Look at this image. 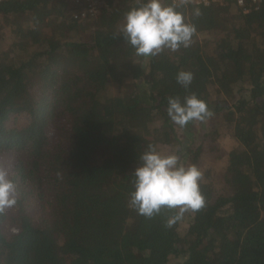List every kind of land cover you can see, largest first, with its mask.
<instances>
[{
  "label": "trees",
  "instance_id": "trees-1",
  "mask_svg": "<svg viewBox=\"0 0 264 264\" xmlns=\"http://www.w3.org/2000/svg\"><path fill=\"white\" fill-rule=\"evenodd\" d=\"M102 2L93 20L75 16V0L0 2V167L18 189L0 212V264H264V0L177 9L196 27L192 43L156 57L137 56L119 31L141 0ZM182 70L194 74L187 89ZM191 94L219 117L210 130L223 122L237 141L221 190L201 144L176 149L168 98ZM149 144L204 173L206 203L184 213L185 234L182 219L165 226L178 210L128 207Z\"/></svg>",
  "mask_w": 264,
  "mask_h": 264
},
{
  "label": "clouds",
  "instance_id": "clouds-1",
  "mask_svg": "<svg viewBox=\"0 0 264 264\" xmlns=\"http://www.w3.org/2000/svg\"><path fill=\"white\" fill-rule=\"evenodd\" d=\"M194 0H172L164 4L163 0H141L138 6L130 8L124 15L120 34L125 43L135 49L141 57H156L165 51H178L192 43L196 33L194 24L186 22L184 15L177 9L185 7ZM193 15H201L199 8L193 9ZM194 79L191 71H179L177 82L187 89ZM167 114L171 121L186 127L193 121H204L213 113L207 104L195 94L184 98L169 97ZM139 165L132 175L134 190L130 193L128 207L145 218H153L162 209L178 210L175 216L167 219L166 227H172L185 212H197L205 206V197L200 183L204 179L203 171L196 165L180 164L175 154H161L155 145L149 144L139 157ZM18 189L10 178L7 168L0 167V212L15 205Z\"/></svg>",
  "mask_w": 264,
  "mask_h": 264
},
{
  "label": "rangeland",
  "instance_id": "rangeland-1",
  "mask_svg": "<svg viewBox=\"0 0 264 264\" xmlns=\"http://www.w3.org/2000/svg\"><path fill=\"white\" fill-rule=\"evenodd\" d=\"M207 38L206 34H200V39L203 40ZM221 97L225 98V95L222 93ZM228 102H232L230 99H227ZM219 119V117H218ZM218 119L212 115L204 121H193L191 124H188L186 127L180 129V136L182 140L179 144L176 145V149L181 148L184 151L188 146L195 148L197 145L202 146V157H201V169H210L214 179L217 181V188L222 189L223 185L219 184V181L223 178L225 173V167L227 164V155L229 151L236 145L237 141L233 136V132L230 128H227L226 124L220 122L218 126V132L213 133L210 128L212 127V122L218 121ZM221 120H223L220 117ZM29 121V117L25 114L18 116L16 122L19 124H25ZM158 123V122H157ZM208 132V133H207ZM207 133V135H206ZM206 135V136H205ZM164 153H175V148H169L163 150ZM188 159V160H187ZM183 159L181 164L184 166H190L188 163L189 157ZM4 159L0 157V161ZM186 164V165H185ZM182 222L179 227V232L185 234L188 231L189 225L192 218L186 215H183L181 218ZM186 259L184 255H181L176 258H172L167 264H181Z\"/></svg>",
  "mask_w": 264,
  "mask_h": 264
},
{
  "label": "built area",
  "instance_id": "built-area-1",
  "mask_svg": "<svg viewBox=\"0 0 264 264\" xmlns=\"http://www.w3.org/2000/svg\"><path fill=\"white\" fill-rule=\"evenodd\" d=\"M3 0H0V2ZM224 0H194V5H210L212 3H220ZM245 11H249L252 6L258 8L260 0H251L247 3V0H234ZM75 3L82 6L83 9L75 14L76 17H80L85 20H93L100 14V8L103 4L102 0H75Z\"/></svg>",
  "mask_w": 264,
  "mask_h": 264
}]
</instances>
